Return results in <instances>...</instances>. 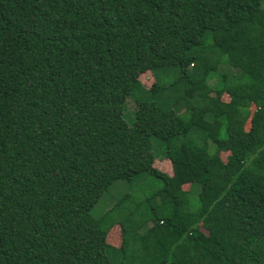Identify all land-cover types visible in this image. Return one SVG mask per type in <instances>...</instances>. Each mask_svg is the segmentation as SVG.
I'll use <instances>...</instances> for the list:
<instances>
[{
	"label": "trees",
	"instance_id": "1",
	"mask_svg": "<svg viewBox=\"0 0 264 264\" xmlns=\"http://www.w3.org/2000/svg\"><path fill=\"white\" fill-rule=\"evenodd\" d=\"M144 173L113 249L84 217ZM0 264H264V0H0Z\"/></svg>",
	"mask_w": 264,
	"mask_h": 264
},
{
	"label": "rangeland",
	"instance_id": "2",
	"mask_svg": "<svg viewBox=\"0 0 264 264\" xmlns=\"http://www.w3.org/2000/svg\"><path fill=\"white\" fill-rule=\"evenodd\" d=\"M209 41V40H208ZM206 40V42H208ZM204 60V59H203ZM217 71H229L227 69V65L223 63H219L216 65ZM214 65L212 69H215ZM190 71L193 74L200 75L202 71L201 62H194L189 65ZM172 74L168 72H162L157 76L158 80L168 82L172 79ZM138 81L141 84V87L147 88L154 82L153 75L150 71H145L138 76ZM216 81V73L211 74L209 83L213 84ZM215 91H211L208 93V96L214 97L218 96L222 100H227L228 97L226 94H219ZM134 103L131 98H128L125 102V108L122 110L123 119L130 124L132 121L131 113L134 109ZM252 109V108H250ZM248 128V122L245 123L244 129ZM152 151L154 152L156 158L152 161V167L156 172L161 174L170 175V161L168 158H159L158 156V148L156 147V143L154 139H152ZM228 152L220 151L219 157L222 161L225 160ZM161 186L160 180L151 176L149 174H142L133 178L130 182L126 181H115L113 182L106 191H104L97 202L93 205L91 210L88 213L89 217H84V221L87 225H92L94 223V219L99 218L102 214L105 213L109 209V218L113 219V225L108 228L106 231L104 240L105 242L113 247V249L117 248L119 245L120 239V220L122 218L130 219L129 222H135L138 220L140 213L142 211V206L139 203L142 199L151 194L155 189ZM183 190L188 188L187 184H183L181 186ZM124 197V198H123ZM153 203V200H151ZM145 207V206H144ZM148 224V223H147ZM144 228L142 227L141 230ZM117 255V252H115Z\"/></svg>",
	"mask_w": 264,
	"mask_h": 264
}]
</instances>
